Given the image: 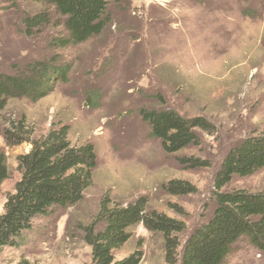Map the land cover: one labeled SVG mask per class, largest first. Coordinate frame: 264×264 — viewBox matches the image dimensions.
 I'll return each mask as SVG.
<instances>
[{
  "label": "rangeland",
  "instance_id": "rangeland-1",
  "mask_svg": "<svg viewBox=\"0 0 264 264\" xmlns=\"http://www.w3.org/2000/svg\"><path fill=\"white\" fill-rule=\"evenodd\" d=\"M43 12L48 21L28 30L26 20ZM106 16L100 35L63 47L56 42L67 34L64 18L52 7L0 0V73L20 75L34 62L53 69L47 95L12 98L0 114V156L10 173L0 193V214L21 178L17 156L29 152L30 140L68 125L71 142L92 143L98 156L83 199L34 219L19 247L0 251V264L91 262L84 230L105 198L111 206L145 198L149 210L184 222L178 234L182 251L214 213V183L223 158L245 139L264 134V0H123L111 3ZM157 95L185 117L207 118L216 132H199L198 144L167 153L140 114L141 108H162ZM20 124L29 140L8 145L5 131ZM189 157L207 165L180 162ZM174 179L191 183L195 192L170 194ZM238 189L264 191V168L235 176L222 191ZM130 231L115 260L141 251L140 264H167L160 234L142 223ZM224 264H264V251L242 239Z\"/></svg>",
  "mask_w": 264,
  "mask_h": 264
},
{
  "label": "trees",
  "instance_id": "trees-1",
  "mask_svg": "<svg viewBox=\"0 0 264 264\" xmlns=\"http://www.w3.org/2000/svg\"><path fill=\"white\" fill-rule=\"evenodd\" d=\"M35 1L52 7L56 15L64 18L67 34L57 38L56 42L64 47L81 44L100 35L107 25L109 5L123 0ZM46 21L47 12L28 18V30ZM52 70L41 62H34L20 75L0 73V114L12 98L30 97L36 100L47 95ZM60 73V78L65 80L68 69L63 68ZM157 99L163 103L162 108H141L140 114L150 126V135L161 141L167 153H176L198 144L199 132H216V127L207 118L185 117L176 109L165 107L161 95H157ZM69 132L68 125L53 128L46 135L30 140L29 152L17 156L21 178L14 192L8 194L4 212L0 214V251L19 247L25 234L33 229L34 219L50 216L56 209L76 205L92 185L98 165L95 146L90 142L73 144ZM27 133L29 131L20 124L6 130L3 137L8 145H16L29 140ZM188 161L192 168L207 165L199 158L180 159L183 165ZM263 168L264 134L249 137L228 151L215 178L214 213L207 223L193 231L182 251L178 234L184 231V222L149 210L145 198L126 206H111L105 198L95 222L84 230V240L92 249V259L87 264H140L141 251L122 260H115L114 256V252L130 240V229L140 223L149 232L163 237L167 264H224L242 239L264 251V191H222L235 176H250ZM9 176L7 162L0 156V193ZM167 190L173 195H183L196 189L187 181L174 179L169 182ZM173 207L179 211L176 204ZM97 223H102L103 227L98 228ZM21 264L31 263L23 260Z\"/></svg>",
  "mask_w": 264,
  "mask_h": 264
}]
</instances>
